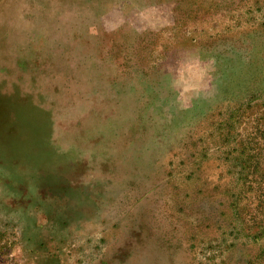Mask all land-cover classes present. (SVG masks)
<instances>
[{"label":"rangeland","instance_id":"rangeland-1","mask_svg":"<svg viewBox=\"0 0 264 264\" xmlns=\"http://www.w3.org/2000/svg\"><path fill=\"white\" fill-rule=\"evenodd\" d=\"M0 264H264V0H0Z\"/></svg>","mask_w":264,"mask_h":264}]
</instances>
